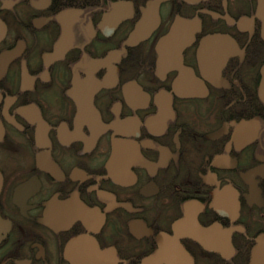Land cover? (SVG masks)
Wrapping results in <instances>:
<instances>
[{
	"label": "flooded vegetation",
	"instance_id": "1",
	"mask_svg": "<svg viewBox=\"0 0 264 264\" xmlns=\"http://www.w3.org/2000/svg\"><path fill=\"white\" fill-rule=\"evenodd\" d=\"M0 27V264H264V0H0Z\"/></svg>",
	"mask_w": 264,
	"mask_h": 264
},
{
	"label": "water",
	"instance_id": "2",
	"mask_svg": "<svg viewBox=\"0 0 264 264\" xmlns=\"http://www.w3.org/2000/svg\"><path fill=\"white\" fill-rule=\"evenodd\" d=\"M181 28V26H178V27H176V29H174V31L175 32H178L179 31V29ZM4 30V29H3ZM1 34H2V30H1V27H0V36H1ZM183 80H187L188 79V76L187 75H183V78H182ZM84 256H85V254L82 256V263H87V264H103V261H100L99 260V258L98 259H93L92 260V258H84ZM81 261H78V263H80ZM74 264H77V261L75 260L74 261Z\"/></svg>",
	"mask_w": 264,
	"mask_h": 264
}]
</instances>
